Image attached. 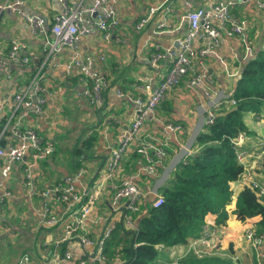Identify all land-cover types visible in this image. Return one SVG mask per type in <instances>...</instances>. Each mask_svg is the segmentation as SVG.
Segmentation results:
<instances>
[{
	"label": "crops",
	"instance_id": "obj_1",
	"mask_svg": "<svg viewBox=\"0 0 264 264\" xmlns=\"http://www.w3.org/2000/svg\"><path fill=\"white\" fill-rule=\"evenodd\" d=\"M214 1L217 0H119V23L111 39L104 40L99 33L84 34L75 48L81 54L93 55L94 67L109 79L110 85L105 89L106 103L100 108L93 106L83 96L85 86L78 72L74 71L70 78L64 76L59 64L72 57V49L54 50L47 44V38L54 40L52 32L35 35L16 9H7L0 22V63L4 61L9 66L6 70L0 68V97L24 91L32 82L39 83L37 73L43 67L44 76L40 83L47 102L44 110L39 112L26 106L15 113L7 108L0 120V145L21 142V138L13 134V126L22 129L33 126L41 138L53 141L55 151L33 165L32 185L27 186L23 182V163L14 167L7 180L6 185H9L13 197L3 208L0 207V264H26L22 261L23 254L27 263L54 264L55 256L63 257L66 249H71L76 255L86 251L85 264L121 262L120 254L112 261L107 260L104 245L99 243L107 227L111 226L114 231L120 224V212L127 203L122 198L117 201L119 206L114 208L116 185L125 177L135 174V182L145 194L141 210L149 212L182 162L195 151L197 136L209 123L208 118L215 107L211 105L207 93L211 92L219 101L233 98L249 60L264 51V9L251 1L233 5L232 18L246 20L243 33L225 36L213 51L204 56L197 55L188 73L167 92L155 115L147 118L139 141L126 150L116 177L105 183L85 221V231L97 240L95 245L83 249L76 240L74 245L66 241L65 249L64 244L59 242L63 231L61 225L42 224L44 202L40 191L59 182L66 183V176L75 173L82 165H90L92 172L76 182L81 190L92 187L97 178H102L99 175L107 167L119 136L133 121L136 106L130 97L144 95V91L137 86L145 83L152 87L158 85L171 67V58L166 55L155 59L157 53H167L169 49L178 47V41L188 31L185 14L189 8L204 7ZM152 7L156 8L152 18L138 27ZM20 8L30 14L42 15L49 28L54 17L64 12L61 0H25ZM13 40L22 43L21 54L31 58L29 65L10 62L9 51ZM202 46V38L195 41L197 52ZM98 53H103L105 59H101ZM196 73L205 76L202 86L193 87L188 82ZM222 107L217 106V110ZM244 121L248 130L239 147L248 151L257 148L258 152L263 153H257L260 157L246 160L255 169H243L240 175L243 179L231 182L233 198L228 205L231 211L225 232L219 238V249L213 256L217 255L233 264H257L253 247L243 232L246 227H255L258 218L240 219L233 210L240 192L245 188L243 180L254 177L264 183V103L259 110L245 111ZM167 123L179 124L181 128L170 130L166 127ZM90 138L94 142L87 146L89 143L85 142ZM152 145L164 146L167 154L158 158L155 150L150 148ZM78 147L83 153L77 151ZM143 147L146 148L145 153L138 151ZM149 154L155 160L156 172L145 170L141 165L150 158ZM26 161H31L30 154H27ZM55 204L58 214L67 213L66 204ZM80 206L78 204L75 208ZM135 220L132 228H135ZM205 220L216 223L217 214L209 212ZM112 235L113 232L106 239ZM190 249L189 240L174 246L159 245V256L153 264H173L177 258L180 264H184L185 259L194 255ZM96 254L104 258L95 262L92 257ZM60 264L81 263L63 259Z\"/></svg>",
	"mask_w": 264,
	"mask_h": 264
},
{
	"label": "built area",
	"instance_id": "obj_2",
	"mask_svg": "<svg viewBox=\"0 0 264 264\" xmlns=\"http://www.w3.org/2000/svg\"><path fill=\"white\" fill-rule=\"evenodd\" d=\"M254 2L257 6L264 9V0H217L207 6L190 8L185 18L188 20V31L183 39L178 41V47L169 49L167 53L159 52L155 59L168 55L171 58V67L168 73L164 76L161 82L152 87L149 83L137 86V88L144 91V95L133 97L135 102V114L131 126L125 130L118 138L116 147L112 151L111 159L105 168V178L98 184H93L92 187H86L81 190L77 187L76 182L80 180L85 174L92 171V168L86 165H82L78 168V172L73 173L69 179V186L56 189H50L40 194L47 196L50 202L57 203L58 200L66 202L69 200L68 192L75 193L70 204V209L79 212L72 220H63L62 214H58L57 211L46 202L44 206V216L42 219L43 225H49L52 223L61 222L60 225L64 226L65 234L59 242L66 240L70 245H74L75 240L71 237L75 235L81 236L83 239H87L85 235L79 233L78 228L86 221V217L91 210V204L97 198V194L103 188L105 179H113L117 173V169L121 158L124 156L129 145L137 137L139 130L141 129L144 121L153 116L159 104L165 99L167 91L173 88L179 83L184 74L190 69L191 57L195 55V49L193 45L199 38L203 40V46L198 50L200 54L205 55L210 51H213L217 46L221 44L224 39V33L228 36H232L235 33H243L246 26V20L242 18H232L231 7L236 2ZM25 0H0V10H4L8 7L16 9L27 22L31 24L34 31L38 35H45V19L39 14H30L19 5H23ZM61 3L66 6L65 12L57 14L54 19L55 22L52 26V33L54 34V40L51 41L47 38V44L53 47L56 51H61L63 48L73 49V55L68 60L61 64V68L64 71V76L72 77L74 71H77L80 75V79L84 82V90L82 92L89 102L97 107H101L105 104V98L103 90L110 85L109 79L101 74L96 68H94V56L90 54H81L75 51V46L81 34H88L94 29L102 31V37L104 40L109 41L112 37L114 29L119 23L118 18V4L119 0H61ZM88 3V4H87ZM189 5V3H187ZM156 8H150L149 12L140 20L138 27L145 25L153 16ZM22 43L20 40H13L9 51L10 62L18 65H29L31 58L27 55L21 54ZM251 52V50H250ZM101 59H105L103 53H98ZM7 62H1L0 68L3 70L8 69ZM44 76L43 67L37 73L38 82H32L28 88L24 91L16 92L15 94H7L0 97V120L4 116V111L8 108L12 113H15L21 107H33L35 112L43 111L47 102L46 96L42 94L43 86L42 82ZM204 75H196L192 80H189V84L193 87H199L203 84ZM120 92H123L120 90ZM123 94V93H120ZM208 98L211 101L219 102L215 98V95L211 92L207 93ZM233 99V98H228ZM211 113L210 121H214L216 116L217 106ZM168 129L178 130L181 125L174 123H167ZM12 132L15 136L21 138V142L9 143L8 146H0V182L4 183V187L0 192V207H4L13 197V192L6 185L9 179L13 167L17 163L24 162L26 155L30 154L31 163H28L24 168L23 176L27 179V186H30L33 182V165L38 164L40 160L46 159L51 156L55 151V145L50 139H43L35 132L33 126H28L22 129L17 126L12 127ZM246 134L241 131L237 136L233 138L239 145L243 142ZM159 147L157 150L155 148ZM150 148L155 150V155L159 157L163 154V146L152 145ZM149 148V149H150ZM148 149V151H149ZM138 151L146 152V148H140ZM240 152V148L236 146V153ZM149 161L155 164L154 158L149 154ZM250 157H260L259 154L252 151L243 149L239 153V161L246 163V160ZM244 169V168H243ZM145 170L155 172L156 168L150 163L145 166ZM245 170V169H244ZM252 177L247 178L250 180ZM6 182V183H5ZM254 188H251L257 196H264V186H261L259 182H254ZM142 189L137 183L134 182V176L125 179L121 185L116 186L115 194L113 196V202L120 201V199H126L125 206L129 209L141 210L142 203L137 202L143 196ZM163 201L162 197L157 198V205ZM78 204L83 207L81 212L80 208H75ZM128 225L133 227L134 219L127 220ZM113 232V228L108 227L106 234ZM223 232L217 228L211 229L206 227L202 232V237L194 240L191 244V249L196 256L204 255V250L198 247L199 244H209V239L213 237H221ZM200 235V236H201ZM245 238L249 241L252 247H255V256L259 264H264V233L256 234L255 227H248L247 233L244 234ZM105 237L99 239V243L104 245L106 242ZM219 246V245H218ZM208 250L205 251V253ZM24 255V254H23ZM22 257V261L27 263V258ZM64 256H67L70 260L75 257L69 251H65ZM63 256V257H64ZM20 257V258H21ZM80 262L84 263L85 258L79 257ZM103 256H94L92 260L95 262L100 261ZM62 257L55 256V263L60 264ZM180 260L177 258L174 263H178Z\"/></svg>",
	"mask_w": 264,
	"mask_h": 264
},
{
	"label": "trees",
	"instance_id": "obj_3",
	"mask_svg": "<svg viewBox=\"0 0 264 264\" xmlns=\"http://www.w3.org/2000/svg\"><path fill=\"white\" fill-rule=\"evenodd\" d=\"M233 99L234 103H231L232 99L220 100L219 106L223 107L217 110L214 121L207 123L198 134L195 151L182 162L173 179L163 188V193H159L158 198L162 197L163 201L157 205L156 200L149 212L139 209L133 214L137 219L141 216L136 233L133 235L131 229H127L125 221L117 225L104 244L107 260L112 261L120 254L118 264H153L159 256V245L174 246L198 238L205 226L225 229L231 211L228 205L233 198L231 182L242 178L243 171L233 138L240 131L246 134L248 130L245 111L259 110L264 103V51L249 60ZM93 142L90 138L85 143L89 146ZM77 151L83 153L79 147ZM243 181L245 188L240 192L233 211L240 219L257 217L255 232L264 233V198L256 195L248 180ZM209 212L217 214L216 223L205 220ZM63 244L66 249L67 245ZM213 255H191L182 262L233 264Z\"/></svg>",
	"mask_w": 264,
	"mask_h": 264
},
{
	"label": "bare ground",
	"instance_id": "obj_4",
	"mask_svg": "<svg viewBox=\"0 0 264 264\" xmlns=\"http://www.w3.org/2000/svg\"><path fill=\"white\" fill-rule=\"evenodd\" d=\"M238 3H242V2H236L235 4H238ZM88 4V3H87ZM21 5H19V7H20ZM63 7H64V12H65V10H66V6L65 5H63ZM7 9H12V7H8V8H6L5 10H7ZM190 9V8H189ZM188 9V10H189ZM23 10V9H22ZM19 13V12H18ZM20 15V14H19ZM40 15V14H39ZM42 16V15H41ZM21 18H23L22 16H20ZM44 18V17H43ZM24 19V18H23ZM45 19V18H44ZM25 20V19H24ZM188 21V20H187ZM54 22H55V19L52 21V23H51V25H50V28H49V26H48V24L46 23V20H45V31H46V33L47 32H52V26H53V24H54ZM29 23V22H28ZM29 25L31 26V24L29 23ZM31 28H32V30L34 31V29H33V27L31 26ZM35 32V31H34ZM91 33H99V34H101L102 35V31L101 30H99V29H94V30H92L90 33H88V34H91ZM225 35L224 36H228V35H226V33H224ZM236 34H241V33H235L234 35H236ZM35 35H38V34H36L35 33ZM83 34H81L80 35V37L82 36ZM186 35V34H185ZM185 35L181 38V39H183L184 37H185ZM234 35H232V36H234ZM80 37H79V39H80ZM228 37H230V36H228ZM51 40V39H50ZM52 41V40H51ZM77 44V43H76ZM218 47V46H217ZM216 47V48H217ZM53 48V47H52ZM75 48H76V46H75ZM193 48L195 49V44L193 45ZM54 49V48H53ZM64 49V48H63ZM62 49V50H63ZM71 49V48H70ZM73 50V49H72ZM196 51V50H195ZM163 53V52H162ZM158 54V53H157ZM197 55H200V56H204V55H202V54H200V52H195V55H193L192 57H191V65L193 64V60H194V58L197 56ZM94 63H95V60H94ZM94 63H93V66H94ZM191 67V66H190ZM95 68V67H94ZM99 71V70H98ZM189 71V70H188ZM188 71H187V73H188ZM77 72V71H76ZM186 73V74H187ZM186 74H184V76L186 75ZM196 75H202V74H199V73H196L194 76H196ZM194 76L193 77H191L189 80H192L193 78H194ZM188 80V81H189ZM178 84V83H177ZM176 84V85H177ZM175 85V86H176ZM106 89V88H105ZM105 89L103 90V94H104V98H105V103H106V97H105ZM168 92V91H167ZM139 95H142V94H138V95H136V96H139ZM136 96H131L130 98L132 99L133 97H136ZM133 100V99H132ZM210 100V99H209ZM210 102L212 103L211 105L214 107V106H219L222 102L221 101H219V102H214V101H211L210 100ZM235 102V100L234 99H232L231 100V103H234ZM105 105V104H104ZM155 115V114H154ZM147 120V119H146ZM145 120V121H146ZM145 121H144V123H145ZM209 122H211L210 120H209ZM144 125V124H143ZM143 125H142V127H143ZM131 126V125H130ZM142 127H141V129H142ZM35 128V127H34ZM130 128V127H129ZM128 128V129H129ZM25 129V128H24ZM141 129L139 130V132H138V134H137V137H135V139H133V141L131 142V144L129 145V147L133 144V143H137L138 141H139V139H140V134H141ZM170 130H175V129H170ZM35 132L37 133V130L35 129ZM243 133V132H242ZM38 134V133H37ZM243 134H245V133H243ZM39 135V134H38ZM40 137V136H39ZM233 143H234V146H237L238 148H240L239 147V144L237 143V142H235L234 140H233ZM0 146H2V147H6V146H8V144H5V145H0ZM159 147H157V148H155L156 150L158 149ZM163 154L160 156L159 155V157L158 158H161V157H164L166 154H167V150H166V148L163 146ZM243 149H241L240 148V152L242 151ZM239 152V153H240ZM252 152H254V153H262V151L261 152H258L257 151V148H253L252 149ZM239 153H236L237 154V158H238V161H239ZM27 156V155H26ZM248 160V159H247ZM109 161H110V159H109ZM109 161L107 162V165H108V163H109ZM248 162V161H247ZM21 163H23L24 164V168H26L27 167V165H28V163H31V161H24V162H21ZM152 164L153 165V168H156V170H157V167H156V165L152 162V161H149V159L146 161V163H141V165H142V167L143 168H145V166L146 165H148V164ZM239 163H241L242 165H243V168H245V170H251V168H253L254 166H252V165H249L248 163H242V162H240L239 161ZM17 164H20V163H17ZM16 164V165H17ZM15 165V166H16ZM14 166V167H15ZM13 167V168H14ZM24 168H23V171H24ZM120 168H118L117 169V172H118V170H119ZM156 170H155V172H156ZM78 172V170H76L75 171V174ZM92 172V171H91ZM91 172H89V173H87V174H90ZM105 172H106V170H104L99 176H101L102 178L101 179H96L93 183L94 184H98L99 182H101V180L103 179V178H105ZM117 174V173H116ZM86 175V174H85ZM73 175H72V173L71 174H69V175H67L66 176V183H64V182H59V183H57L56 185H54L53 187H50V188H45V189H43V190H41L40 192H43V191H46V190H52V189H56V188H61V187H67V186H69V179L68 178H70V177H72ZM131 176H134V182H135V177H136V175L135 174H131L130 176H127L126 177V179L127 178H130ZM116 177V175H114V177L113 178H115ZM110 179H105L104 180V184L103 185H105V183L106 182H108ZM125 180V179H124ZM123 179L120 181V183L118 184V185H121V183L124 181ZM27 179H25V177L23 176V182L26 184V185H28L27 184ZM249 181V183H250V185L253 187L254 186V182H258V181H256V180H254L253 178H251L250 180H248ZM6 183V182H5ZM33 183V182H32ZM136 183V182H135ZM259 184L261 185V186H264L263 184H261L260 182H259ZM30 185H32V184H30ZM8 187H9V185H7ZM117 186V185H116ZM4 187V183L3 182H0V189H2ZM104 187V186H103ZM254 188V187H253ZM102 190V189H101ZM101 190H100V192H101ZM115 190H116V187H115ZM142 192H143V190H141ZM100 192L97 194V196L100 194ZM68 194V197H69V200L68 201H66V202H63V204H66V206H67V213H65V214H62V219L63 220H72L76 215H78L79 214V212L77 213L76 211H74V210H71L70 209V204H71V201L72 200H74L73 199V195L75 194L74 192L73 193H70V192H68L67 193ZM114 194H115V192H114ZM41 197H42V199H43V202L45 203H47L48 205H50V206H52L54 209H55V205L56 204H54L53 202H50L49 201V198L47 197V196H44L43 194H39ZM114 196V195H113ZM145 196V194H144V192H143V196H142V198L141 199H139V200H137V202H139V203H142V201H143V197ZM260 198H264V196H259ZM95 202V200L93 201V203ZM57 203H62V201H60V200H58L57 201ZM93 203L91 204V210L89 211V213H88V215L90 214V212L92 211V207H93ZM113 206H114V208H116L117 206H119V204H117V201H116V203H113ZM82 208L83 207H80V212H81V210H82ZM139 210V208L137 209V210H133V209H129V208H127L126 206H123V210L120 212V213H122V218H124V220H121V221H125V225H126V227L128 228V229H132L131 228V226L130 225H128V222H127V220L128 219H130L131 221L134 219V217H133V213H135V212H137ZM44 214V213H43ZM88 215H87V217H88ZM87 217H86V219H87ZM60 223L61 222H57V223H52V224H49V225H47V226H54V225H60ZM62 227V235L60 236L61 238H63V236H64V234H65V230H64V226H61ZM109 227H111V226H109ZM207 227V226H206ZM108 228V227H107ZM106 228V229H107ZM112 228V227H111ZM209 228H211V229H214V228H217V229H219V230H221L223 233L225 232V229H223V228H219L218 226H215V227H210L209 226ZM247 230H248V228H246L245 230H244V234H246L247 233ZM78 231H79V233H81V234H83V235H85V237L87 238V239H83L81 236H79V235H75V236H73V237H71V239H74V240H76V241H78L80 244H81V246H82V248L84 249V248H87V246H93V245H95L96 244V242H97V240L95 239V238H92V237H90L87 233H86V231H85V222L82 224V225H80L79 226V228H78ZM111 233L112 232H110L108 235L106 234V230L104 231V234H103V236L102 237H105V238H108L110 235H111ZM134 234V233H133ZM200 237H202V235L200 236ZM200 237H198V238H200ZM198 238H191V239H189V244H192L193 242H194V240H196V239H198ZM66 242V240H63V241H61V243H65ZM218 243H219V237H213V239H209V244H199V246L198 247H201V248H203V250H204V254H214L215 253V251L216 250H218L219 249V246H218ZM206 250H208L206 253H205V251ZM253 250H254V252H255V250H256V248L255 247H253ZM65 251H69L71 254H72V256L73 257H75L73 260H71V261H74V262H78V263H81L80 262V258L79 257H82V258H84V256L85 255H87V253H86V251L85 252H81V254H79V255H76L71 249H66ZM192 253H193V251L192 250H190ZM194 254V253H193ZM101 254H96L95 256H100ZM195 255V254H194ZM94 257V256H93ZM104 257V256H103ZM63 259H69V258H67V256H64V257H62V260ZM70 260V259H69ZM87 262V260H85V262L84 263H81V264H85ZM29 264H35V262H33V261H31V262H29ZM173 264H177V263H174L173 262ZM257 264H259V262L257 261Z\"/></svg>",
	"mask_w": 264,
	"mask_h": 264
},
{
	"label": "water",
	"instance_id": "obj_5",
	"mask_svg": "<svg viewBox=\"0 0 264 264\" xmlns=\"http://www.w3.org/2000/svg\"><path fill=\"white\" fill-rule=\"evenodd\" d=\"M7 10H0V22H1V20H2V18H3V16H4V14H5V12H6ZM86 157H87V155H86ZM103 165H104V163L100 166V168L97 170V173H96V175H95V177L97 176V174L99 173V171L102 169V167H103ZM121 220H123V218L121 219ZM141 220V219H140ZM140 220L139 219H137L136 218V220H135V228H132V233H136V231H137V227L139 226V224H140Z\"/></svg>",
	"mask_w": 264,
	"mask_h": 264
},
{
	"label": "rangeland",
	"instance_id": "obj_6",
	"mask_svg": "<svg viewBox=\"0 0 264 264\" xmlns=\"http://www.w3.org/2000/svg\"><path fill=\"white\" fill-rule=\"evenodd\" d=\"M94 106V105H93ZM96 108H100V107H97V106H95ZM262 153H263V151H262ZM261 154V153H260ZM87 165H89V164H87ZM90 166V165H89ZM91 167V166H90ZM251 169H255V168H251ZM124 179H126V177L124 178ZM123 179V180H124ZM12 244V243H11ZM13 245V244H12ZM158 247V246H157ZM20 258V257H19Z\"/></svg>",
	"mask_w": 264,
	"mask_h": 264
}]
</instances>
